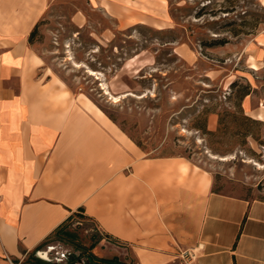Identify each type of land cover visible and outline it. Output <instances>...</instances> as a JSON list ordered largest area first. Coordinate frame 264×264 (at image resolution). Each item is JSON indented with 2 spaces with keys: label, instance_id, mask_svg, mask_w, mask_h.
Masks as SVG:
<instances>
[{
  "label": "crops",
  "instance_id": "crops-1",
  "mask_svg": "<svg viewBox=\"0 0 264 264\" xmlns=\"http://www.w3.org/2000/svg\"><path fill=\"white\" fill-rule=\"evenodd\" d=\"M21 1L0 0V264L40 250L77 214L138 264H264V201L216 192L188 157L145 153L31 46L50 0ZM97 2L119 27L143 28V0ZM254 40L259 62L264 28ZM261 101L243 108L264 121V89Z\"/></svg>",
  "mask_w": 264,
  "mask_h": 264
},
{
  "label": "rangeland",
  "instance_id": "rangeland-1",
  "mask_svg": "<svg viewBox=\"0 0 264 264\" xmlns=\"http://www.w3.org/2000/svg\"><path fill=\"white\" fill-rule=\"evenodd\" d=\"M263 28L264 0H143L132 29L97 0H50L29 42L145 153L188 157L216 192L264 201V121L243 108L247 97L263 104L264 60L251 51ZM39 251L13 263L138 264L83 215Z\"/></svg>",
  "mask_w": 264,
  "mask_h": 264
},
{
  "label": "trees",
  "instance_id": "trees-1",
  "mask_svg": "<svg viewBox=\"0 0 264 264\" xmlns=\"http://www.w3.org/2000/svg\"><path fill=\"white\" fill-rule=\"evenodd\" d=\"M33 34H34V32H33ZM31 37H32V35H31ZM226 43H227V40L222 39V40H214V41H213L212 43H210L209 45H211V46H215V45H223V44H226ZM77 215H82V214H77ZM73 219H74V216L70 217L69 220H68L66 223H64L63 225H61V226L56 230L55 233H57V234L62 233L63 230H64V228L66 227V225H67L71 220H73ZM38 251H39V250H38ZM35 252H36V251H35Z\"/></svg>",
  "mask_w": 264,
  "mask_h": 264
},
{
  "label": "built area",
  "instance_id": "built-area-1",
  "mask_svg": "<svg viewBox=\"0 0 264 264\" xmlns=\"http://www.w3.org/2000/svg\"><path fill=\"white\" fill-rule=\"evenodd\" d=\"M201 250L202 249V246H198L196 249H193L192 251H191V253H187V256H186V259L188 260V262H193V261H195L196 260V258H197V250Z\"/></svg>",
  "mask_w": 264,
  "mask_h": 264
},
{
  "label": "bare ground",
  "instance_id": "bare-ground-1",
  "mask_svg": "<svg viewBox=\"0 0 264 264\" xmlns=\"http://www.w3.org/2000/svg\"><path fill=\"white\" fill-rule=\"evenodd\" d=\"M252 68H254L255 69V67H252ZM103 86H104V84H103ZM105 88V87H104ZM105 91H106V89H105ZM108 93V92H107ZM110 94V93H109ZM120 96L119 97H112V100H113V102H115V103H117V102H119L120 101Z\"/></svg>",
  "mask_w": 264,
  "mask_h": 264
},
{
  "label": "water",
  "instance_id": "water-1",
  "mask_svg": "<svg viewBox=\"0 0 264 264\" xmlns=\"http://www.w3.org/2000/svg\"><path fill=\"white\" fill-rule=\"evenodd\" d=\"M38 253L43 254V255H44V254H47V253H45V252H40V251H39Z\"/></svg>",
  "mask_w": 264,
  "mask_h": 264
}]
</instances>
